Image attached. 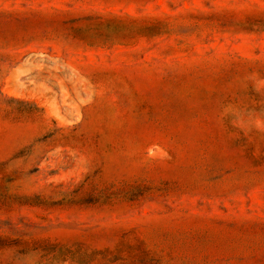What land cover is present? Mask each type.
Listing matches in <instances>:
<instances>
[{
	"label": "rangeland",
	"instance_id": "rangeland-1",
	"mask_svg": "<svg viewBox=\"0 0 264 264\" xmlns=\"http://www.w3.org/2000/svg\"><path fill=\"white\" fill-rule=\"evenodd\" d=\"M0 264H264V0H0Z\"/></svg>",
	"mask_w": 264,
	"mask_h": 264
}]
</instances>
